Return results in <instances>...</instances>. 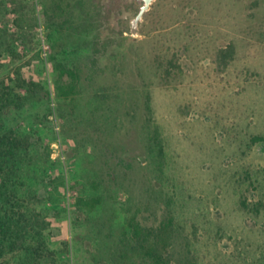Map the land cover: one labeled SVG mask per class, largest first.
Returning <instances> with one entry per match:
<instances>
[{"label":"rangeland","instance_id":"obj_1","mask_svg":"<svg viewBox=\"0 0 264 264\" xmlns=\"http://www.w3.org/2000/svg\"><path fill=\"white\" fill-rule=\"evenodd\" d=\"M43 1L0 0V131L25 141L0 264H264V0H137L95 74L94 34L47 27Z\"/></svg>","mask_w":264,"mask_h":264},{"label":"trees","instance_id":"obj_2","mask_svg":"<svg viewBox=\"0 0 264 264\" xmlns=\"http://www.w3.org/2000/svg\"><path fill=\"white\" fill-rule=\"evenodd\" d=\"M43 5L45 8L43 17L47 27L53 30L69 31L77 35L94 34L92 74L97 73L98 68H100L99 58L107 53L111 46L118 44L117 33L123 35L125 32V29H119V32L115 31L117 28V25L114 24L115 18L119 17L125 10H132L135 14L139 11L137 0H44ZM235 53L236 47L233 43L220 49L217 53L218 65L226 68L235 58ZM171 65L173 68L180 67L177 62H171ZM58 70L59 80L62 83H60L59 89L63 96L68 97L75 92L77 83L80 80L79 73L76 69L65 64L59 65ZM167 71L169 75L172 72L171 69H167ZM65 78L69 82L64 81ZM155 130L156 135L153 136L158 142L160 151L164 153L163 140L158 135V128ZM251 140L253 143H264V135H254ZM23 147H25L23 136L14 134L13 131L10 133H6V130L0 131V177H3V181L0 183V196L4 194L1 185L7 186L11 174L10 169L13 168L11 167L12 162L16 163ZM83 202L87 207L93 208L101 202V199L96 197L84 199ZM243 205L247 207L245 201ZM134 229L136 235H142L139 224H136ZM10 232V227L6 228V225L0 224V260L8 250H15L16 246L22 241L20 235H17L18 239L8 240L9 235L12 234ZM17 234L19 233L17 232ZM147 253L152 259V264H163L162 256H159L154 250L150 249Z\"/></svg>","mask_w":264,"mask_h":264},{"label":"water","instance_id":"obj_3","mask_svg":"<svg viewBox=\"0 0 264 264\" xmlns=\"http://www.w3.org/2000/svg\"><path fill=\"white\" fill-rule=\"evenodd\" d=\"M151 0H145V5L140 11V15L143 13V11L150 6Z\"/></svg>","mask_w":264,"mask_h":264}]
</instances>
